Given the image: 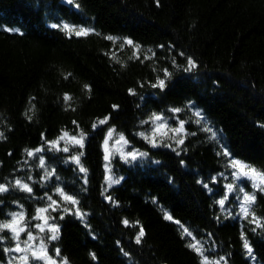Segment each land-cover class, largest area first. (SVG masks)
Wrapping results in <instances>:
<instances>
[{
  "label": "trees",
  "instance_id": "trees-1",
  "mask_svg": "<svg viewBox=\"0 0 264 264\" xmlns=\"http://www.w3.org/2000/svg\"><path fill=\"white\" fill-rule=\"evenodd\" d=\"M76 3L79 8L66 0H0V183L9 188L0 193V221L22 211L30 229L48 197L60 202L47 213L59 229L56 240L46 239L57 264L62 258L67 264H201L188 246L192 237L210 259L264 264V228L239 216L233 196L224 211L217 203L227 195L231 159L264 171V0ZM65 23L93 31L77 36L52 27ZM188 58L197 65L191 71L184 70ZM164 69L171 73L166 87H152ZM153 112L172 128L184 121L182 145L160 138L153 147L140 135L151 132ZM105 117L107 123L93 128ZM110 128L147 155L136 163L115 156L112 175L120 182L109 187L103 146ZM64 132L83 133V147L53 149L48 142ZM38 148L43 150L27 155ZM225 148L230 157L222 154ZM52 169L55 174L45 179ZM17 179L32 192L15 187ZM58 187L79 201L83 219L61 201ZM255 197L252 211L264 218V192ZM141 226L145 235L137 244ZM0 235V264H7L4 249L15 244L9 232Z\"/></svg>",
  "mask_w": 264,
  "mask_h": 264
},
{
  "label": "snow or ice",
  "instance_id": "snow-or-ice-1",
  "mask_svg": "<svg viewBox=\"0 0 264 264\" xmlns=\"http://www.w3.org/2000/svg\"><path fill=\"white\" fill-rule=\"evenodd\" d=\"M68 4L74 5L76 8H79L80 5L76 3V0H66ZM157 3H159V0H157ZM52 27H61L62 30H64L66 33L69 35H88L90 34L93 30L89 28H84V27H79L76 28L75 26H71L67 23L63 25H52ZM7 31H19L18 29H6ZM22 35V33H19ZM109 40H115V37H107ZM124 43L133 46L137 50L139 49L138 45H134L133 41L131 39H126ZM139 58V57H137ZM187 67L184 69L185 71H191L197 67L195 61L191 58H188L187 61ZM70 75V74H69ZM67 78V77H66ZM171 78V73L167 70H163V78L157 77V80L155 83H153L151 86L154 88H159L163 90L166 87V81ZM86 88L88 87L87 85L85 86ZM130 94L135 95V90L134 89H129ZM65 101L71 100V97L67 94L64 96ZM113 107H117L116 105H113ZM171 112L173 113H179L181 111L180 108H172L170 109ZM195 116L199 117L200 119L197 120V123H200L201 120H203V117L199 111L195 112ZM31 117H29L30 119ZM108 117H105L104 119L98 120L97 123L93 124V128H96L98 125H103L107 123ZM150 121L155 125V127L152 129L151 134L145 135L144 133H140V135L148 140L149 143L152 144L153 147L159 146L157 143V137L159 136L161 138V142L163 138L167 139H172L175 140V143L177 145H182L184 143L183 135L184 133V121H180L177 127L171 128L168 126L167 121L163 114H158L153 112ZM148 121H145L144 123H147ZM75 123V122H74ZM205 131H210V129L205 128ZM115 129H109L107 132V138L104 141V144L106 146V155H105V160L109 159V155L107 154V146L109 145V141L113 138ZM169 132H171L173 135L169 136ZM177 137H180L177 139ZM4 138V134L0 132V139ZM65 138L68 139L70 143L73 145L83 147V140H84V134L81 133L79 137L75 135H69V133L64 132V134L59 137L58 140L56 141H51L48 142L50 143L51 147L57 151H63V152H68L69 148L68 147H60V141L64 140ZM213 138H215V133H213ZM117 144H120L123 142L124 145L127 144V140L125 137L121 134L115 141ZM171 146V145H167ZM43 149L38 148L35 151L31 150H26L28 156H34L36 153L41 152ZM122 158H124L126 161L132 160L135 161L138 157H144L147 154L146 153H141L138 151H129L127 153L121 152L120 153ZM225 156H231V154L227 151L225 148L223 153ZM82 155V153L80 154ZM71 159L78 165H80V156L79 155H73ZM39 166L41 168L45 167V161L43 157H40L39 160ZM229 166L233 169L232 176L235 180L239 181L242 179H247L250 181H253V187L257 188L259 191H264V171H259L256 168L238 160V159H231L229 161ZM107 167V165H106ZM79 171L81 173H86L87 169H85L82 165L79 167ZM55 174V169H52L51 171H45L44 178H50L52 175ZM30 179V178H29ZM122 179V178H121ZM86 178H85V183H86ZM107 184L110 187L112 184L119 183V179H114L113 177L109 176L107 178ZM14 186L19 188L21 191H25L28 193L32 192V188L29 186L28 183L24 182L21 179H17L14 182ZM207 187V185H205ZM228 191H232L235 189L234 184H228L227 186ZM9 190L8 185L0 183V193L7 192ZM241 192H243V189H240ZM57 194L60 196L61 201L65 202L67 204L75 206V214L80 217L81 219L84 218L86 215L83 213L78 205L79 201L75 198L74 195L66 193L62 188H57L56 189ZM111 201V197L108 196L106 197ZM227 195L223 199H220L217 201V203L220 205V208L222 211H224V206H225V201L227 200ZM241 200L240 202V213L243 215L244 219L249 220L250 223L254 224L257 228H264V218L257 217L252 211V205L255 203V194H250L248 192H243L242 198H238ZM48 200L50 201L49 205L44 208H39L36 210V215L33 217L35 220L41 221V223H37L34 227L39 230V232H47L50 233V235L47 237L49 240H56L58 238V226L50 223V220L54 219L53 217H50L47 215L49 212V209L52 211H56L58 208H60V202L56 200H52L51 197H48ZM115 203V202H114ZM22 207V206H21ZM64 212H70L72 209L70 208H63L62 209ZM11 219L10 220H5V221H0V233H3L4 231H7L11 234L12 240L15 242V247L13 248H6L4 249L5 252L11 253H19L18 257H14L13 260H10L8 264H13L14 260H19L20 264H30V260L34 261H40L42 264H57V261L53 258V256L49 255L47 251L46 244L44 242V239H41L39 241V248H36L34 242L36 241V236L28 230L27 225H26V218L25 214L21 212H13L9 214ZM63 218V217H61ZM165 219L172 220V216L169 214H165ZM123 223L127 226L129 224L128 220H124ZM177 223H179L177 221ZM183 233L189 237H192V233L187 229L183 228ZM256 228H253V231H255ZM27 233V239L21 241V234ZM145 233L143 230V227L141 226L139 229L138 234L135 236V242L137 244L141 243L142 238L144 237ZM5 239L4 236L0 235V242H2ZM241 239L243 240V247L247 251V254L253 257V251L251 248V245L246 238L242 234ZM191 243H189V247L197 253L198 256L202 258L201 264H221V261H224V264H227L226 259L224 257H221L218 260H210L208 256L204 254V248L202 245V242L199 240H196L195 237H192ZM23 245V246H22ZM55 256L59 257L60 256V249L56 248L55 249ZM93 259H95V254H92ZM59 264H67V259L62 258Z\"/></svg>",
  "mask_w": 264,
  "mask_h": 264
},
{
  "label": "rangeland",
  "instance_id": "rangeland-1",
  "mask_svg": "<svg viewBox=\"0 0 264 264\" xmlns=\"http://www.w3.org/2000/svg\"><path fill=\"white\" fill-rule=\"evenodd\" d=\"M166 121H167L168 126L171 127V124L168 123L167 119H166ZM154 127H155V125L153 124V128ZM151 132H152V130H151ZM151 132L149 134H151ZM171 135H173V134L171 132H169V136H171ZM117 138H118V136L116 137L115 133H114L113 138L109 141V145L107 146V154L109 155V159L105 160L106 178H108L109 176L113 177V175H112V169H113L112 166H113V164L112 163H113V159L115 158V156L121 158L126 163H136V162L144 159V157H138L135 161L130 160V158H129L128 161H126L124 158H122V156L120 154L121 152L127 153L129 151H138V150H136L134 148H131L130 147L131 145H129L128 142H127L126 145H124L123 142H121L120 144H117L115 142ZM157 138H158L157 140H160L159 136ZM69 146H73V144L70 143L67 138H65L64 140L60 141V147L61 148L69 147ZM103 148H104V153L106 155V146H105V144H104ZM106 165H107V167H106ZM232 172H233V169H232ZM225 184H227V185L228 184H234L236 186L235 189L232 190V191H228V189L226 187L227 197H228L227 200L231 196L234 197V199L236 200V204H237L238 214H239L240 217H243V215L240 213V202H241V200L238 199V198H242L243 192H247L245 190L244 186L246 184H249L252 187L253 190H252V192H250V194H255L259 190L257 188L253 187V181H250V180H247V179H242V180L237 181V180H235L233 178L232 175H231L229 181L227 183H225ZM241 188L243 189V192L240 191ZM262 192H264V191H262ZM225 205H226V201H225ZM37 223H41V221L36 220V223H34L32 228H30V229L28 227L27 228H28L29 231H31L36 236V241L34 242V244H35L36 248H39V241L41 239H44V242L46 244V239H47V237L49 236L50 233H47V232L41 233V232H39V230L34 227ZM25 239H27V233L21 234V241H23ZM14 244H15V242H14ZM46 247H47V244H46ZM19 255H21V254L15 253V252H11L10 255H9V258H8V262L10 260H13L14 257H18ZM210 260H218V259H210ZM13 264H20V262H19V260H14ZM30 264H42V262L30 260ZM221 264H224V261H221Z\"/></svg>",
  "mask_w": 264,
  "mask_h": 264
}]
</instances>
